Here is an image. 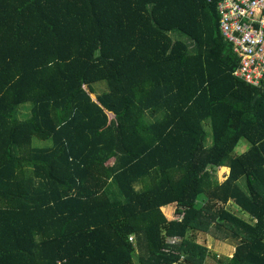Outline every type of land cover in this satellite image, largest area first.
Returning a JSON list of instances; mask_svg holds the SVG:
<instances>
[{"label":"trees","instance_id":"16d2710c","mask_svg":"<svg viewBox=\"0 0 264 264\" xmlns=\"http://www.w3.org/2000/svg\"><path fill=\"white\" fill-rule=\"evenodd\" d=\"M217 3L0 0V264H207L198 231L264 264V90Z\"/></svg>","mask_w":264,"mask_h":264},{"label":"built area","instance_id":"2783aa9c","mask_svg":"<svg viewBox=\"0 0 264 264\" xmlns=\"http://www.w3.org/2000/svg\"><path fill=\"white\" fill-rule=\"evenodd\" d=\"M217 13L221 36L238 58L232 74L264 90V0H218Z\"/></svg>","mask_w":264,"mask_h":264},{"label":"rangeland","instance_id":"374dc122","mask_svg":"<svg viewBox=\"0 0 264 264\" xmlns=\"http://www.w3.org/2000/svg\"><path fill=\"white\" fill-rule=\"evenodd\" d=\"M105 82L104 81H98L93 84V92H91L92 97H95L96 92H100L101 90L105 89ZM87 90L88 87H86ZM207 127V125H206ZM208 131H210L209 126L207 127ZM209 142V140H208ZM34 144L36 145H45L49 143V139H38L34 138ZM248 141L245 138H241L238 144H236L233 148V151L238 153L243 151L244 149L247 148L248 146ZM229 158V157H228ZM214 175L217 180L221 181L225 178L228 168L226 165L214 167L213 169ZM241 184L243 185V182L241 181ZM167 207V206H165ZM226 207L231 210L232 212L241 215L244 218H248L247 214L245 212H242L239 210L238 206H235L233 204H226ZM172 208V213L171 214H166L168 217L167 218H174L176 217V213L174 214L173 211L176 210L175 206L172 204L170 206ZM164 209V207H163ZM170 238V237H168ZM195 240L203 243L208 247L211 251V256L210 258L207 259V264H219L217 262V259H224L225 257L231 256L232 252L234 250V245L228 241L226 238H219V236L211 231H198L197 236H195ZM213 254L215 255V258L213 257Z\"/></svg>","mask_w":264,"mask_h":264},{"label":"crops","instance_id":"0c3cea01","mask_svg":"<svg viewBox=\"0 0 264 264\" xmlns=\"http://www.w3.org/2000/svg\"><path fill=\"white\" fill-rule=\"evenodd\" d=\"M228 168V167H227ZM228 173V172H227ZM172 209V208H171Z\"/></svg>","mask_w":264,"mask_h":264}]
</instances>
